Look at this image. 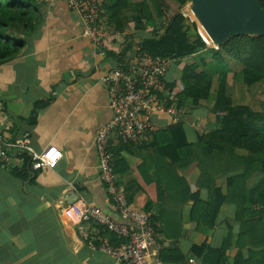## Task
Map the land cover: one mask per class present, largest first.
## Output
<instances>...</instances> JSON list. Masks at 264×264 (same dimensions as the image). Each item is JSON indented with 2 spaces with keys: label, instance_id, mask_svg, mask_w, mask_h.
<instances>
[{
  "label": "crops",
  "instance_id": "obj_1",
  "mask_svg": "<svg viewBox=\"0 0 264 264\" xmlns=\"http://www.w3.org/2000/svg\"><path fill=\"white\" fill-rule=\"evenodd\" d=\"M34 3L39 11L34 14L37 19L32 29L13 33L23 46L14 58L0 62V138L27 140L52 164L33 172L23 163V154L15 151L8 164L0 163V264H116L109 256L90 249L61 209L83 198L115 215L99 177L93 147L96 131L111 118L109 87L101 78L128 54L136 57L135 48L149 34V28L144 32L131 29L134 15L127 13L129 23L123 31L108 25L109 40L123 37L119 48L108 47L110 42L104 41L99 48L82 36L79 17L63 1ZM7 30L11 33V27ZM179 78L171 71L165 76L168 82ZM38 102L44 105L37 108ZM209 115L211 125L205 123V127L210 129L214 116ZM204 116L187 112L175 123L171 117L156 113L146 141L122 145L114 138L111 143L119 186L130 205L154 221L152 229L159 247L151 246L150 250L158 254L160 264H189V259L196 264L200 259L195 248L203 243L220 247L229 234L227 258L232 260L237 253L239 222L234 205L221 206L212 228L191 220L192 202L187 198L198 189L201 170L197 162L176 172L187 186L179 184L176 173L171 174L169 185V160L156 156L151 146L155 140L163 142L153 138L155 133L180 123L182 131H174L176 138L194 142L198 133L209 131L194 127V121ZM235 153L244 155L239 150ZM209 172L211 179L201 187V198L208 196L214 179L225 195L224 179L218 181L215 171Z\"/></svg>",
  "mask_w": 264,
  "mask_h": 264
},
{
  "label": "trees",
  "instance_id": "obj_2",
  "mask_svg": "<svg viewBox=\"0 0 264 264\" xmlns=\"http://www.w3.org/2000/svg\"><path fill=\"white\" fill-rule=\"evenodd\" d=\"M188 1L142 0L133 5L130 0H102V18L107 25L123 31L129 23L127 13H134L135 30L144 32L149 28V34L138 43L140 49L153 56L179 61L206 49L197 33H188L186 18L180 13V8ZM256 1L264 12V0ZM31 5L30 0H0V62L14 58L23 46L24 42L15 40L13 33L23 34L32 29L33 21L37 19L34 14L38 11ZM9 27L11 33L7 30ZM197 30L199 32V28ZM225 57L240 65L244 85H260L262 89L258 93L264 91V35L232 36L218 49L211 50V59L218 65L224 63ZM200 62V65H184L180 73L181 91L177 94V107L188 109V113L198 108L202 101L207 102L211 98L213 80L203 70L206 62L203 59ZM226 85V72L220 71L214 100L208 109V113L214 116V126L208 132L198 133L194 142H181L174 134L179 129L182 131L180 123L155 133L153 138L162 139L163 142L155 140L151 146L156 156L169 160V185H172L171 174L197 162L201 170L198 189L187 198L192 202L191 220L212 228L224 203L235 207L239 222L235 243L237 253L232 260L227 258L226 252L231 246L229 234L220 247L203 243L195 248L196 257L202 264H264V100L260 101L257 111L247 105H235L226 94ZM173 86L174 82L168 84V87ZM43 105L38 102L35 106ZM194 127L200 128L198 125ZM237 150L243 151L244 155L237 156ZM231 154H234L232 161L229 158ZM21 157L31 170L29 157L26 154ZM209 171H215L218 181L224 179L227 188L225 195L214 179L208 196L201 198V187H205L211 179ZM176 177L179 184L187 186L177 173ZM149 219L153 226L152 217ZM101 237H107L113 245L120 244L108 231L102 233Z\"/></svg>",
  "mask_w": 264,
  "mask_h": 264
},
{
  "label": "built area",
  "instance_id": "obj_3",
  "mask_svg": "<svg viewBox=\"0 0 264 264\" xmlns=\"http://www.w3.org/2000/svg\"><path fill=\"white\" fill-rule=\"evenodd\" d=\"M37 1L45 5L63 1L66 8L79 17L82 36L94 46L102 47V42L109 37L108 25L102 18V1ZM135 51L136 57H129L128 54L101 78V83L109 87L111 118L98 128L93 139L99 177L115 215L103 212L83 198L63 207L61 213L76 224L81 239L90 249L109 256L116 264H160L158 254L150 250L151 246H159L156 245L148 214L134 209L118 184L111 143L117 138L123 145L140 144L148 139L154 114H165L179 123L185 118L187 110L177 107L180 80L175 79L171 88L168 87L170 82L165 79L173 59L150 55L139 46ZM194 124L199 125L201 121ZM12 151L26 154L33 172L52 164L35 152L27 140L8 142L0 138V163L8 164ZM107 231L120 244L113 245L107 237H101ZM188 262L195 264L193 259Z\"/></svg>",
  "mask_w": 264,
  "mask_h": 264
},
{
  "label": "rangeland",
  "instance_id": "obj_4",
  "mask_svg": "<svg viewBox=\"0 0 264 264\" xmlns=\"http://www.w3.org/2000/svg\"><path fill=\"white\" fill-rule=\"evenodd\" d=\"M191 1L192 0L188 1L189 4L187 3L188 4V5L186 4L187 6L185 5L183 8H180V13H182L186 18L185 25H187L189 28L188 33L191 35L195 33L198 34L197 29L199 28V33L201 34L202 38L205 40L208 46L206 45L205 50H203L201 53H198L197 55L193 57H186V58L180 59L179 61L174 60L169 68V71H171V73L174 76L179 77L184 65L191 64V63H197L198 65H200L201 64L200 61L202 59L206 62V67H204L203 70L208 75H210L213 80V89L211 90L212 91L211 98L207 102L202 101L200 103V106H198V108L196 107V109L194 108V110L189 111V113L191 114L192 113L198 114L199 117H203L206 114V116H204V119L201 120V124L198 125L200 128L204 129L203 131H205L209 129V126L207 128L205 127V123H207V125H211L210 124L211 116L208 113V109H210V107L212 106V102L214 100L217 76L220 71L226 72V75H227L226 94L232 99V102L235 105H247L252 110L257 111L260 109V101L264 100V95H263L264 91H262V93H258V90L262 89V86L260 85L259 86L253 85L251 87H247L246 85H244L242 78H241L242 68L240 67V65H238L233 60L225 57L224 63L222 65H218L211 59V50L215 49V46L211 44V42L208 40V38L204 34L201 27L198 25V21L191 14V11L189 8ZM132 2L140 3L142 2V0H132ZM30 3L32 4L31 5L32 7L34 6V9L36 11H39V6L36 3H34V0H30ZM147 6H148V9L151 11L149 3L147 4ZM132 15H134V13ZM129 26L131 29H133L134 23L130 22ZM114 37H115L114 42L112 40H109V37H108L107 39L104 40V43L106 44L110 42L108 47L112 48L114 46L115 49L116 48L118 49L119 44H121L124 40L122 39L123 37L121 36H114ZM114 37L112 36L111 38H114ZM169 71H167V73Z\"/></svg>",
  "mask_w": 264,
  "mask_h": 264
},
{
  "label": "water",
  "instance_id": "obj_5",
  "mask_svg": "<svg viewBox=\"0 0 264 264\" xmlns=\"http://www.w3.org/2000/svg\"><path fill=\"white\" fill-rule=\"evenodd\" d=\"M191 2L195 18L212 41L215 50L232 36L264 35V12L258 7L256 0ZM198 36L207 45L199 32ZM76 199L74 196V200ZM196 264H201V261L197 260Z\"/></svg>",
  "mask_w": 264,
  "mask_h": 264
},
{
  "label": "bare ground",
  "instance_id": "obj_6",
  "mask_svg": "<svg viewBox=\"0 0 264 264\" xmlns=\"http://www.w3.org/2000/svg\"><path fill=\"white\" fill-rule=\"evenodd\" d=\"M193 4H192V2H190V6H189V8H190V11H191V14L193 15V17L195 18V15H194V12H193ZM196 19V18H195ZM197 20V19H196ZM198 25L201 27V25L199 24V22H198ZM201 29L203 30V28L201 27ZM203 32H204V34L206 35V37L208 38V40L211 42V44L213 45V43H212V41L210 40V38L207 36V34L205 33V31L203 30Z\"/></svg>",
  "mask_w": 264,
  "mask_h": 264
}]
</instances>
